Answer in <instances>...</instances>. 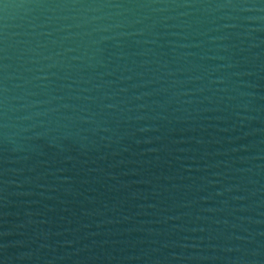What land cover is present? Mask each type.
<instances>
[{"label": "water", "instance_id": "1", "mask_svg": "<svg viewBox=\"0 0 264 264\" xmlns=\"http://www.w3.org/2000/svg\"><path fill=\"white\" fill-rule=\"evenodd\" d=\"M0 264H264V0H0Z\"/></svg>", "mask_w": 264, "mask_h": 264}]
</instances>
